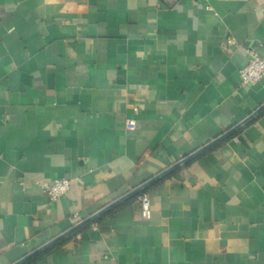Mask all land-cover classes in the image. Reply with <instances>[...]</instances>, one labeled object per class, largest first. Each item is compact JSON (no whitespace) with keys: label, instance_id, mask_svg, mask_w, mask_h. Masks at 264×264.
<instances>
[{"label":"crops","instance_id":"1","mask_svg":"<svg viewBox=\"0 0 264 264\" xmlns=\"http://www.w3.org/2000/svg\"><path fill=\"white\" fill-rule=\"evenodd\" d=\"M251 52L264 0H0V264L259 110ZM60 178L51 202L37 183ZM151 184L149 221L132 195L34 264H264V108Z\"/></svg>","mask_w":264,"mask_h":264},{"label":"built area","instance_id":"2","mask_svg":"<svg viewBox=\"0 0 264 264\" xmlns=\"http://www.w3.org/2000/svg\"><path fill=\"white\" fill-rule=\"evenodd\" d=\"M233 44L232 39H227L223 45V49L229 51V47ZM261 80H264V61L259 58L256 52H251L247 64L239 71L240 86H252ZM126 128L128 130H133L134 126L131 123H127ZM234 141L237 142V139H234ZM37 186L51 202H56L68 192L70 181L66 178H60L55 179L52 182H38ZM138 201L141 209V218L145 221H149L151 217V210L148 195H141L138 198ZM75 217L76 216H74V218ZM95 229L96 225H93L92 230Z\"/></svg>","mask_w":264,"mask_h":264},{"label":"water","instance_id":"3","mask_svg":"<svg viewBox=\"0 0 264 264\" xmlns=\"http://www.w3.org/2000/svg\"><path fill=\"white\" fill-rule=\"evenodd\" d=\"M263 108H264V105L259 110H257L253 115H251L249 118H247L245 121H243L241 124H239L238 126H236L235 128H233L231 131H229L228 133L224 134L220 138L216 139L213 143H210L207 147L211 146L212 144L216 143L217 141H219V140L223 139L224 137L228 136L229 134H231L233 131H235L237 128H239L241 125H243L244 123H246L250 118H252L258 112H260ZM207 147H204V148H207ZM204 148L203 149H200L199 151H196L195 153H193L189 157H186L185 159L179 161L178 163H176L172 167L166 169L165 171H163L162 173H160L159 175H157L156 177H154L153 179H151V180L147 181L146 183L142 184L141 186H139L138 188H136L135 190H133L132 192H130L129 194H127L126 196H124L122 199L114 202L113 204H111L110 206H108L105 209L101 210L100 212L96 213L92 217H90V218L84 220L83 222L79 223L78 225L74 226L69 231L63 233L62 235H60L56 239H53L49 243L43 245L42 247H40L37 250L33 251L32 253L28 254L27 256H25L24 258H22L21 260H19L18 262L14 263V264H22L23 262L29 260L30 258H32L33 256L37 255L38 253L42 252L43 250H45L46 248H48L49 246H51L52 244H54L58 240L64 238L67 235H69L70 233H72L73 231H75L76 229H78L79 227L83 226L86 223H89L90 221H92L93 219H95L97 216H99L100 214H102L103 212H105L106 210H108L109 208H111L112 206L116 205L120 201H122V200H124V199H126V198H128V197H130L132 195H134L135 193H137L140 190L144 189L145 187H147L151 183L155 182L157 179L161 178L162 176L166 175L167 173H169L173 169L181 166L182 164H184L185 162H187L189 159H191L192 157H194L197 154H199L200 152H202L204 150Z\"/></svg>","mask_w":264,"mask_h":264},{"label":"trees","instance_id":"4","mask_svg":"<svg viewBox=\"0 0 264 264\" xmlns=\"http://www.w3.org/2000/svg\"><path fill=\"white\" fill-rule=\"evenodd\" d=\"M152 187V184L148 185L147 187H145L144 189L140 190L139 192L135 193L133 195V198H139L141 195L146 194V192L148 191L149 188ZM102 215L98 218H95L92 220V222L86 223L83 226L79 227L78 229H76L75 231H73L72 233H70L65 239L62 240V243L68 239H70L71 237H74L77 233L86 230L88 227H90V224L92 223H96V221H98L99 219H101ZM60 244H55L52 246H49L48 248H46L45 250H43L42 252L38 253L37 255L33 256L32 258H30L29 260L23 262L22 264H34L37 260H39L43 255L51 252L53 249H55L56 247H58Z\"/></svg>","mask_w":264,"mask_h":264}]
</instances>
